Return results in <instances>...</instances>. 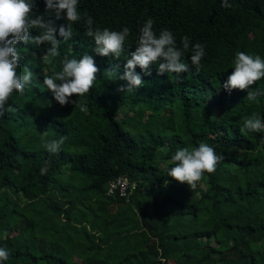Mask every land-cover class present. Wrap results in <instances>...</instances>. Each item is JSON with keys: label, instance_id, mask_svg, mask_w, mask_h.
Returning <instances> with one entry per match:
<instances>
[{"label": "trees", "instance_id": "trees-1", "mask_svg": "<svg viewBox=\"0 0 264 264\" xmlns=\"http://www.w3.org/2000/svg\"><path fill=\"white\" fill-rule=\"evenodd\" d=\"M229 3L82 0V16H93L101 28L132 30L128 52L136 50L137 29L149 17L157 32L172 30L178 46L184 36L207 46L200 72L189 53V71L179 80L158 75L157 65L150 76L137 67L144 86L128 93L118 78L126 54L97 55L83 20L61 43L54 65L40 63L44 45L19 43L18 71L32 70L34 86L14 95V110L0 120V245L11 252L7 264H264V134L241 130L243 117L264 116V97L253 102L248 90L229 95L223 88L236 52L264 57V0ZM44 7L36 0L34 11L42 15ZM85 53L99 72L80 101L87 107L82 112L61 106L43 81L60 70L64 55ZM258 85L264 90V80L250 87ZM57 104L61 111L53 115ZM60 135H68L62 151L48 153L45 141ZM201 142L225 159L191 190L167 176V161L178 148ZM119 175L136 184L128 197L107 195ZM112 205L117 212H109ZM232 251L240 255L226 256Z\"/></svg>", "mask_w": 264, "mask_h": 264}, {"label": "clouds", "instance_id": "clouds-1", "mask_svg": "<svg viewBox=\"0 0 264 264\" xmlns=\"http://www.w3.org/2000/svg\"><path fill=\"white\" fill-rule=\"evenodd\" d=\"M44 13L38 15L36 0H0V120L14 110L9 101L14 95H24L29 87L34 86V73L25 67L23 74L19 61L23 58L19 43L40 47L44 45L46 53L42 55V65H54L61 57V43L68 42L74 35L73 26L83 20L85 36L94 38V52L101 57L120 60L126 54L123 75L118 78L126 81L127 93L144 86V80L137 67L144 75L150 76L152 65L158 66V75L174 74L179 80L180 74L189 71V62L185 54H190L191 64L197 73L203 68L202 61L207 56L206 44L193 43L188 36L181 38L180 45L174 32L168 28L155 30L156 21L149 17L138 27L135 36L137 44L134 52L125 50L132 30L128 26L121 29L101 28L95 18L88 13L81 14L82 0H43ZM224 7H230L229 0H221ZM65 20L66 25H58L57 21ZM35 30L38 35H31ZM231 75L223 83L224 90L231 95L233 90H248L247 100L258 102L264 97V90L251 88L258 81L264 80V57L252 55L244 51L235 53ZM99 69L94 57L87 53L82 56L64 55L60 59V70L44 75L43 85L51 91L55 101L61 106L75 105L86 112V105L80 101L88 96L98 81ZM109 74L113 73L108 71ZM121 91H125L122 86ZM74 94L78 99H72ZM241 130L264 134V116L252 113L243 117ZM43 136H47L44 132ZM68 135H60L57 139L46 140L43 147L50 154L62 151ZM225 159L222 153L206 142L197 147L178 148L167 161V176L187 184L191 190L197 189L205 174L217 171V166ZM43 172V169L41 170ZM11 252L6 245H0V264H7Z\"/></svg>", "mask_w": 264, "mask_h": 264}, {"label": "built area", "instance_id": "built-area-1", "mask_svg": "<svg viewBox=\"0 0 264 264\" xmlns=\"http://www.w3.org/2000/svg\"><path fill=\"white\" fill-rule=\"evenodd\" d=\"M136 187L135 183H131L129 178L125 175H119L108 184L107 195H120L121 197H128L132 189Z\"/></svg>", "mask_w": 264, "mask_h": 264}, {"label": "rangeland", "instance_id": "rangeland-1", "mask_svg": "<svg viewBox=\"0 0 264 264\" xmlns=\"http://www.w3.org/2000/svg\"><path fill=\"white\" fill-rule=\"evenodd\" d=\"M60 111H61V106L58 105V104L51 107V113L53 115L59 114ZM119 117H122V114ZM30 165H31L32 168H34V160L33 159L30 160ZM117 211H118L117 205H112L110 210H109L110 213H114V212H117ZM21 226H22V222L20 221L15 227L16 231L19 230ZM158 239H159V236L155 235L153 237V239L151 240V242H155ZM39 246H40L41 249H44L45 248V241L41 239L39 241ZM239 255H240L239 251L238 252L232 251V252L226 253V256L235 257V258L238 257Z\"/></svg>", "mask_w": 264, "mask_h": 264}]
</instances>
